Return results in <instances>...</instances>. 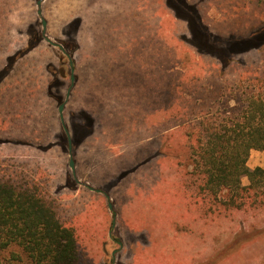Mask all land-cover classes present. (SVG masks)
<instances>
[{
  "label": "rangeland",
  "instance_id": "374dc122",
  "mask_svg": "<svg viewBox=\"0 0 264 264\" xmlns=\"http://www.w3.org/2000/svg\"><path fill=\"white\" fill-rule=\"evenodd\" d=\"M42 13L46 36L65 45L74 61L85 46L98 51L94 67L75 66L64 116L78 180L104 191L113 211L103 195L82 201L83 186L69 165V143L57 111L71 83L65 54L40 48L31 55L35 69L25 72L32 59L21 50L28 47L31 33L43 32L37 0H0V158L41 164L55 184L56 197L93 207L90 241L78 264L110 262L119 248L113 239L125 241L118 259L123 264H264L262 212L218 215L195 200L191 178L163 159L169 143L180 142L186 131L167 132L161 111L167 103V67L178 63L177 68L194 74L202 60L200 43L215 44L214 51H224L231 60L263 62L264 6L249 0H46ZM87 56L82 54V60ZM24 77L30 82L22 83ZM50 93L56 108L52 136L41 143L33 133L43 139L40 121L52 111ZM26 104L33 112L28 111L30 121L39 124L36 131L34 123L25 121ZM33 136L40 144L29 140ZM248 166L264 167V151H251ZM243 184H249L248 178ZM218 198L226 202L228 191ZM236 239H242L238 246ZM229 246L236 247L229 251Z\"/></svg>",
  "mask_w": 264,
  "mask_h": 264
},
{
  "label": "trees",
  "instance_id": "16d2710c",
  "mask_svg": "<svg viewBox=\"0 0 264 264\" xmlns=\"http://www.w3.org/2000/svg\"><path fill=\"white\" fill-rule=\"evenodd\" d=\"M249 2L258 8L264 6V0ZM31 36L28 47L21 50L23 57L32 59L25 64L26 73L37 64L31 55L45 44L37 32ZM200 44L202 60L194 74L185 67L177 68L178 63L167 67V103L161 110L166 119L164 129L170 132L179 127L186 132L177 144L169 141L163 159L191 178L195 189L191 195L218 215L231 210L264 215V167L248 166L251 151H264V54L261 51L262 63L231 60L224 51H214L215 44ZM216 53L218 57H214ZM229 71L239 75H229ZM28 82L26 77L22 79V83ZM47 98L54 103L52 97ZM159 103L163 105V100ZM23 109L25 121L34 123L32 130L36 131L38 122L28 117L32 110L27 104ZM44 115L40 121L43 139L37 138L38 131L33 133L41 143L50 142L52 136V120ZM34 139L29 140L40 144ZM244 178H248V185L243 184ZM54 185L41 164L0 158V264H78L85 255V241H90V225L94 223L93 207L81 201L79 205L63 202L53 194ZM82 190L83 202L102 196L85 187ZM224 190L229 193L226 202L218 200ZM240 242L242 239L234 240L236 246Z\"/></svg>",
  "mask_w": 264,
  "mask_h": 264
},
{
  "label": "water",
  "instance_id": "95a60500",
  "mask_svg": "<svg viewBox=\"0 0 264 264\" xmlns=\"http://www.w3.org/2000/svg\"><path fill=\"white\" fill-rule=\"evenodd\" d=\"M43 1H44V0H39V1L37 2L38 8H39V10H38V14H39V15L41 16V18H42V24H43V36H44L45 40H46L49 44L54 45V46H60V45H58L57 43H55L54 41H52L49 37L46 36V32H47V21L44 19L43 15H42V10H41L42 2H43ZM74 85H75V69H74L73 64H72V70H71V86H70V88H69V90H68V93H67V96H66V100H65V101L59 106V114H60V118H61V121H62V124H63L64 130H65V132H66V134H67L68 141H69V152H70V162H69V165H70V168H71L72 171H73V175H74L76 181H77L78 183H80L79 180L77 179L76 169H75V161H74V159H73V154H72V153H73V148H72V138H71L70 132H69V130H68L66 124H65V118H64V108H65L66 103H67L68 100H69L70 93H71V90H72V88L74 87ZM84 186H85L86 188L90 189L91 191H95V192H98V193H104L102 190H100V189H96V188L91 187V186H89V185H87V184H84ZM104 194L106 195V197H107V199H108V202H109V209H110V211H113V203L111 202L110 197H109L106 193H104ZM114 226H115V218H114V220H113V225H112V227H111V229H110V236H111V232H112Z\"/></svg>",
  "mask_w": 264,
  "mask_h": 264
},
{
  "label": "crops",
  "instance_id": "0c3cea01",
  "mask_svg": "<svg viewBox=\"0 0 264 264\" xmlns=\"http://www.w3.org/2000/svg\"><path fill=\"white\" fill-rule=\"evenodd\" d=\"M39 0H37V2H38ZM46 2V0H44L43 2H42V7H43V4ZM37 7H38V5H37ZM39 9V8H38ZM42 15H43V13H42ZM47 27H48V25H47ZM45 42V41H44ZM83 44V43H82ZM43 47H46V49L48 50L49 48V50H54V48L55 47H53V46H51V44H49L48 42H45V44H43L40 48H43ZM39 48V49H40ZM39 49H37V51L36 52H34V55H36L37 54V52H38V50ZM57 49V48H56ZM82 49V47L80 48V50ZM84 51H82L81 52V57H80V60H78V61H75V66L77 65V64H79V66L81 67V68H85V64L84 63H88V65L89 66H91V68H92V66L94 67L95 66V64H93V60L96 58V56L98 55V51H95V50H93V49H89L87 46H85L84 47V49H83ZM85 51H87V52H89L90 51V53H87V52H85ZM82 54L83 55H88L87 56V61H83L82 60ZM163 56V55H162ZM97 61V60H96ZM79 62V63H78ZM46 70V69H45ZM42 71H44V69L42 68ZM47 71V70H46ZM48 72V71H47ZM75 78H76V76H75ZM46 85H47V88H48V90H49V84H47V82L45 83ZM70 86H71V83H70ZM70 88V87H69ZM69 88H68V90H69ZM73 89V88H72ZM50 91V90H49ZM72 91V90H71ZM67 93H68V91H67ZM70 95H71V93H70ZM66 96H67V94H66ZM49 97H51L50 96V94H49ZM53 98V97H52ZM54 99V98H53ZM55 100V99H54ZM70 101V97H69V100H68V102ZM68 102L66 103V105L68 104ZM53 105H55V102L53 103V104H51L50 105V108H49V110H52V111H50L51 113H49L48 115H49V117L48 118H51V120L53 121L54 119H55V114H54V111H56V108L53 106ZM51 108H55V109H51ZM58 109H57V111H58V113H59V106L57 107ZM66 108V107H65ZM49 110H47V111H49ZM57 115V114H56ZM98 116V115H97ZM59 117H60V114H59ZM100 117V116H99ZM99 117L98 118H96L99 122V124H100V119H99ZM60 122H61V124H62V121H61V118H60ZM65 124H66V122H65ZM66 126H67V124H66ZM62 127H63V124H62ZM64 128V127H63ZM68 128V127H67ZM69 130V129H68ZM70 132V131H69ZM65 134H66V132H65ZM70 135H71V133H70ZM66 136H67V134H66ZM71 138H72V136H71ZM67 139H68V137H67ZM69 154H70V152H69ZM73 154V153H72ZM74 159V158H73ZM75 161V160H74ZM75 169H76V167H75ZM76 175H77V173H76ZM75 178V177H74ZM78 179V178H77ZM76 180V179H75ZM77 182V181H76ZM79 182L80 183H78L79 185H81V186H83V187H85L84 186V184H86V183H82L80 180H79ZM87 185H89V184H87ZM90 186V185H89ZM92 187V186H91ZM86 188V187H85ZM88 189V188H87ZM96 189H98V188H96ZM88 190H90V189H88ZM101 190V189H100ZM91 191V190H90ZM92 192H95V191H92ZM104 192V191H103ZM96 193H98V192H96ZM105 193V192H104ZM99 194H101V195H103V196H105L106 197V195L105 194H102V193H99ZM111 199V198H110ZM106 200H107V202H108V199H107V197H106ZM112 202V201H111ZM108 208H109V202H108ZM110 210V209H109ZM114 218H115V224H116V220H117V217H116V215L113 217V220H114ZM125 242V241H124ZM124 242H122V247L124 248ZM137 249H136V253L134 254V256L137 254ZM148 254V253H147ZM134 256H133V259H134ZM148 256H150V254H148ZM133 259H132V261H133ZM131 260V259H130Z\"/></svg>",
  "mask_w": 264,
  "mask_h": 264
},
{
  "label": "flooded vegetation",
  "instance_id": "af4514ba",
  "mask_svg": "<svg viewBox=\"0 0 264 264\" xmlns=\"http://www.w3.org/2000/svg\"><path fill=\"white\" fill-rule=\"evenodd\" d=\"M38 10H39V9H38ZM41 10H42V7H41ZM38 16H39L40 19H41V25H42V27H43V24H42V18H41V16H40L39 14H38ZM41 38H42L43 41L47 42V41L45 40L44 36H43V32H42ZM52 41H53V40H52ZM55 43H57V42H55ZM57 44L60 45V46H54V45H51V46L60 49V51H61L62 53L65 54V57L67 58L68 64H69V66H70V81H71V70H72V64H73V67H74V69H75V61L73 60L72 55L67 54L65 45L60 44V43H57ZM60 61H61L62 64H64L63 57L60 58ZM50 96L53 97V98H55L53 95H51V93H50ZM65 100H66V99H65ZM65 100H64V101H65ZM62 103H63V102H62ZM62 103H61V104H62ZM61 104H60V105H61ZM60 105H59V106H60ZM65 107H66V105H65ZM64 111H65V108H64ZM64 118H65V116H64ZM68 143H69V141H68ZM72 148H73V147H72ZM102 194H104V193H102ZM110 237H111V236H110ZM113 241L117 242V244L119 245V248L115 249V250L111 253V259H110V262H108V263L106 262V264H123V263H121L120 261H118V259H119V254H120V253L122 252V250H123L122 242H121V241H118V240H115V239H113ZM104 252L106 253V250H105ZM124 264H125V263H124Z\"/></svg>",
  "mask_w": 264,
  "mask_h": 264
}]
</instances>
